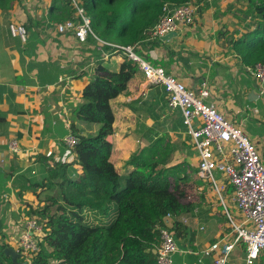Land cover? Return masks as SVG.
<instances>
[{
    "label": "crops",
    "instance_id": "0c3cea01",
    "mask_svg": "<svg viewBox=\"0 0 264 264\" xmlns=\"http://www.w3.org/2000/svg\"><path fill=\"white\" fill-rule=\"evenodd\" d=\"M69 8L66 0H0V168L9 175L10 188L2 194L7 203L1 201V209L9 235L23 216L24 212H18L20 206L27 210L28 204L38 207L46 194L47 187L37 189L35 185L46 182L52 164L76 160L74 148L64 141L73 134L72 124L85 135L99 130V124L77 117L83 89L94 69L102 60L108 68L119 70L125 61L121 54L104 57L96 41L83 43L72 31L59 32L57 24L65 21ZM246 9L237 0H205L192 25L183 26L167 40L142 38L139 51L189 88L208 90L205 101L241 125L258 148L264 149V93L234 48L251 20L243 17ZM12 22L26 26V42L12 36L8 28ZM112 108L110 160L120 175L126 176L132 169L128 164L132 154L164 135L174 145L175 141L185 145L197 167V153L181 111L169 108L163 87L147 84L142 72L138 70L128 88L112 100ZM14 137L21 143V153L8 148ZM74 169L83 171L78 163ZM207 188L199 180V191L191 196L197 199L196 211L185 214L189 221L180 233L174 264H214L212 258L199 261L200 252L229 231L222 207ZM244 256L243 246H238L230 263L241 264Z\"/></svg>",
    "mask_w": 264,
    "mask_h": 264
},
{
    "label": "trees",
    "instance_id": "16d2710c",
    "mask_svg": "<svg viewBox=\"0 0 264 264\" xmlns=\"http://www.w3.org/2000/svg\"><path fill=\"white\" fill-rule=\"evenodd\" d=\"M188 1L200 4L205 0H83V3L100 38L134 44L150 35L147 31L158 22L165 2ZM237 3L247 5L242 14L251 20L234 48L246 65L264 63V0H237ZM68 4L70 0H66L67 7ZM65 10L68 12V8ZM72 15L73 9L69 8L65 21ZM89 40L95 42L93 37ZM137 71V63L127 57L119 70L108 68L100 60L83 89L77 117L99 124L100 128L95 134L85 135L72 124V133L78 138L74 147L76 160L52 164L45 178L51 194L43 206L27 211V217L44 220L50 227L32 264H156L154 250L160 243L158 226L163 224V218L170 212L176 217L193 213L197 199L191 197L195 194H191L193 185L187 173L189 168L196 171V167L185 160L173 163L177 151L170 137L161 136L132 154L128 160L132 169L124 186L110 160L113 148L110 136L115 121L112 100L128 88ZM44 158L47 159L37 157ZM75 163L82 166L81 173L74 169ZM196 177L199 186L197 173ZM8 180L9 175L0 168V239L6 228L1 201L5 198L2 194L10 191ZM112 202L117 205V216L111 223L95 224L89 219L87 213L93 212L95 217L102 215V219L109 220ZM185 227L184 223L176 222L177 239ZM7 246H10L7 241L0 244V264H15L5 254Z\"/></svg>",
    "mask_w": 264,
    "mask_h": 264
},
{
    "label": "built area",
    "instance_id": "2783aa9c",
    "mask_svg": "<svg viewBox=\"0 0 264 264\" xmlns=\"http://www.w3.org/2000/svg\"><path fill=\"white\" fill-rule=\"evenodd\" d=\"M73 16L57 24V30L72 31L76 38L86 43L93 37L97 49L104 57L121 54L137 63L147 84L163 87L167 104L172 110H180L183 124L198 157L200 179L209 188L222 207L228 223V233L212 241L201 250L199 261L212 258L214 264H232L230 258L238 246H243L245 256L241 264H264V149L258 148L241 125L230 120L215 105L205 101L206 89L196 90L168 73L164 67L154 65L140 53L141 41L122 44L100 38L92 28L91 17L83 0H70ZM200 4L188 1L182 4L165 2L158 22L147 32L150 40H161L183 26L192 25L199 13ZM8 28L14 37L28 40V30L22 23H10ZM248 73L258 82L264 93V63L247 65ZM66 144L74 148L78 138L73 134L64 137ZM10 152H22L17 137L9 141ZM196 211V209L194 210ZM187 223L189 217H176L171 212L158 226L156 264H174L180 250L176 238V222ZM50 231L47 222L37 217L22 216L16 221V230L10 233L11 246L22 253L26 264H32L41 250L40 243Z\"/></svg>",
    "mask_w": 264,
    "mask_h": 264
},
{
    "label": "rangeland",
    "instance_id": "374dc122",
    "mask_svg": "<svg viewBox=\"0 0 264 264\" xmlns=\"http://www.w3.org/2000/svg\"><path fill=\"white\" fill-rule=\"evenodd\" d=\"M175 145H174V147H175V149H176V151L177 152H175V157H173V163H181L183 160H185V161H187V159H190V161H187L190 165H192V166H196V158H195V156L193 155V154H191V152L189 151V150H186V146L184 145V146H181L182 144H180V142L179 141H175ZM122 169V168H121ZM197 170H198V168L196 167V171H194L193 169H191V168H189L188 169V175L190 176V181H191V186L193 185V187H192V190H191V194H195V193H197V191H199L198 190V184H197V177H196V173H197ZM128 175V174H127ZM127 175L125 176V175H121V184H122V186H124L125 185V182H126V177H127ZM200 180V182L201 183H203L204 185H206V187H208V184L206 183V182H204L202 179H199ZM48 182H45L44 180L43 181H40V182H38V184H43L42 185V187L44 188V187H47L48 185H46ZM36 187V186H35ZM37 189H38V187H36ZM207 190L209 191V188H207ZM45 191H46V194H42V198L40 199V203L37 205L38 207H41V206H43L45 203H46V198H47V195L48 194H51V190L50 189H48V188H46L45 189ZM4 203H7V200H6V198H4ZM19 204H21V201H19ZM25 203H23L22 205H24ZM7 205V204H6ZM5 205V206H6ZM29 206H30V209L29 210H27L26 209V207H21L20 206V209H19V211L18 212H24V213H22L21 215H20V213L19 214H17L18 216L20 215V217L22 216V215H24L25 216V214L26 215H29V214H27V211H31V208H38V207H35V205H33V204H28ZM27 205V206H28ZM28 206V207H29ZM52 211H55V209L53 208L52 209ZM90 217H89V219L92 221V222H95V224L97 223H104V222H107V224L110 222H112L114 219H115V217L117 216V205H116V203L115 202H112V209H111V211H110V219L109 220H105V219H102L100 216H98V217H95L94 215H95V213H93V212H91V213H87ZM16 215V216H17ZM36 215H38V214H36ZM2 216V213L0 212V217ZM5 216H6V214H5ZM102 216V215H101ZM102 221H104V222H102ZM6 223V222H5ZM6 229V228H5ZM7 240H11L10 239V235L8 234V233H6L5 231L3 232V234L1 235V239H0V244L1 243H3V242H6ZM10 243V242H9ZM11 245V244H10ZM50 248V247H49Z\"/></svg>",
    "mask_w": 264,
    "mask_h": 264
},
{
    "label": "water",
    "instance_id": "95a60500",
    "mask_svg": "<svg viewBox=\"0 0 264 264\" xmlns=\"http://www.w3.org/2000/svg\"><path fill=\"white\" fill-rule=\"evenodd\" d=\"M176 35H177V32H171V33L167 34L166 36H164L163 39L167 40V39H170V38H172L173 36H176ZM154 253L157 254V250L156 249L154 250ZM5 254L10 256L12 261H13V263H15V264H26L25 261L21 260L22 257H23L22 253L19 252L15 247H13L11 245L7 246L5 248Z\"/></svg>",
    "mask_w": 264,
    "mask_h": 264
}]
</instances>
